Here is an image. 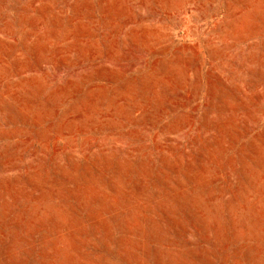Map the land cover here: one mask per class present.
Wrapping results in <instances>:
<instances>
[{"label":"rangeland","instance_id":"374dc122","mask_svg":"<svg viewBox=\"0 0 264 264\" xmlns=\"http://www.w3.org/2000/svg\"><path fill=\"white\" fill-rule=\"evenodd\" d=\"M0 264H264V0H0Z\"/></svg>","mask_w":264,"mask_h":264}]
</instances>
